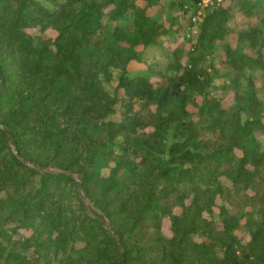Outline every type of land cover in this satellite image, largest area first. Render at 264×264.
<instances>
[{"label": "trees", "instance_id": "16d2710c", "mask_svg": "<svg viewBox=\"0 0 264 264\" xmlns=\"http://www.w3.org/2000/svg\"><path fill=\"white\" fill-rule=\"evenodd\" d=\"M46 1L0 0V264H264V15L236 23L256 4L208 8L184 51L173 14L202 0ZM232 32L254 53L223 43L209 68ZM159 48L175 74H131Z\"/></svg>", "mask_w": 264, "mask_h": 264}, {"label": "rangeland", "instance_id": "374dc122", "mask_svg": "<svg viewBox=\"0 0 264 264\" xmlns=\"http://www.w3.org/2000/svg\"><path fill=\"white\" fill-rule=\"evenodd\" d=\"M45 6L55 9L53 5H51L46 0H41ZM230 0H204L205 3H207L203 7V14L200 16V18L194 19V17L197 16L194 13L196 5L193 6V8L190 10L188 15H184L182 13V10L175 11L173 15L178 16V25L175 26V30H177L174 39H167L165 41L164 47L168 50H174L176 47H181L183 50H188L191 48V46L196 42V38L199 34V24L198 22L202 19L204 12L206 13L208 8H212L216 4H222L227 6L229 4ZM256 7L254 8L253 14H242L240 12L236 13V23H237V30L245 29L250 26L257 25L264 15V0H252ZM142 2V1H140ZM159 10V7L156 6L154 8H150L149 13L151 15H155ZM189 19H191V23H189ZM164 20V19H162ZM168 24V23H167ZM180 24V25H179ZM29 32L37 34L39 36L45 37V38H54L57 35V32L52 28H46L42 29L41 26H34L29 29ZM220 44L219 50L213 57H210V59L207 61V66H213V64L218 65L220 62V57H222L224 54L222 50L223 43H229L233 47L237 48L239 51L247 53V54H253L254 50L251 47H248V44L243 45L239 39L237 32H232L226 35L225 39L218 42ZM183 53L181 54V57H183ZM217 58V59H216ZM174 62L173 56H163L162 50L159 48L155 52V56L149 61V62H138V61H132L129 65V69L131 71L132 75H135L136 73H140L143 75L151 76L152 81L158 82L159 80H163V74L166 76H171L175 74V71L172 69V63ZM210 68V67H209ZM220 69V68H219ZM118 74H120V71L115 69L113 71V78L111 81H105L106 88L113 93L115 90L117 83H118ZM254 77L256 79L255 83L258 88H261V91L258 92L260 96H264V74L262 72H255ZM223 77L219 75L216 80V86H219L222 84ZM220 97H224V105L226 107H230L234 102V93L230 92L226 96L224 95V92L222 90L217 91ZM222 92V93H221ZM222 95V96H221ZM259 133V140L262 143V148L264 149V132L261 130H258ZM111 166L113 164L111 163ZM104 174H109V168L104 169ZM221 180L224 184L231 186V182L226 177H221ZM3 196V192H0V198ZM223 201L221 199H218V205L222 204ZM216 212H218V207L215 208ZM182 209L181 207H177L174 209V213L179 214L181 213ZM208 216V214L206 213ZM208 218H211V216H208ZM172 222L171 220L166 217L163 219L162 223V231L163 235L165 236H171L172 235V228H171ZM21 235L28 236L31 234V231L22 229L20 231ZM242 235V233H241Z\"/></svg>", "mask_w": 264, "mask_h": 264}, {"label": "water", "instance_id": "95a60500", "mask_svg": "<svg viewBox=\"0 0 264 264\" xmlns=\"http://www.w3.org/2000/svg\"><path fill=\"white\" fill-rule=\"evenodd\" d=\"M0 78H1L0 91H2L5 88V79H4V76L1 73H0ZM1 127L9 134L10 142L13 145V137H12L10 131L4 126H1ZM39 168H41V167H39ZM42 169L49 170L48 168H42ZM78 188H79V190L81 192L83 202L86 204L87 203V199H86V197L83 195V193L81 191L82 190V184H81L80 181H78ZM106 226L109 227V225L107 223H106ZM121 247L123 248L122 244H121ZM123 259H124V256H123ZM122 264H123V261H122Z\"/></svg>", "mask_w": 264, "mask_h": 264}, {"label": "built area", "instance_id": "2783aa9c", "mask_svg": "<svg viewBox=\"0 0 264 264\" xmlns=\"http://www.w3.org/2000/svg\"><path fill=\"white\" fill-rule=\"evenodd\" d=\"M208 3V2H207ZM204 2V0H202V2L199 3L200 8L197 11V16L194 17V19L200 18V16L203 14V7L207 4Z\"/></svg>", "mask_w": 264, "mask_h": 264}]
</instances>
